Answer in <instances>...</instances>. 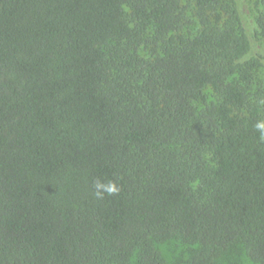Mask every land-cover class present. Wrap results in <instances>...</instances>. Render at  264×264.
I'll return each instance as SVG.
<instances>
[{
  "label": "trees",
  "instance_id": "1",
  "mask_svg": "<svg viewBox=\"0 0 264 264\" xmlns=\"http://www.w3.org/2000/svg\"><path fill=\"white\" fill-rule=\"evenodd\" d=\"M251 49L237 0H0V264H264Z\"/></svg>",
  "mask_w": 264,
  "mask_h": 264
},
{
  "label": "rangeland",
  "instance_id": "2",
  "mask_svg": "<svg viewBox=\"0 0 264 264\" xmlns=\"http://www.w3.org/2000/svg\"><path fill=\"white\" fill-rule=\"evenodd\" d=\"M254 0H237V7L239 9V13L241 16V21L243 25L245 26L249 37L251 39V45L252 53H259L264 55V40L262 39H257L254 37V14H255V9L253 7ZM196 23L194 21L192 24L188 25L186 30L192 31L196 28ZM161 251L163 255L169 260L173 259L175 256H178L179 254L182 253L183 249L178 247L175 242H171L168 244H165L161 246ZM237 264H253L249 259H247L245 256H241L239 259V262Z\"/></svg>",
  "mask_w": 264,
  "mask_h": 264
},
{
  "label": "clouds",
  "instance_id": "3",
  "mask_svg": "<svg viewBox=\"0 0 264 264\" xmlns=\"http://www.w3.org/2000/svg\"><path fill=\"white\" fill-rule=\"evenodd\" d=\"M256 127H257L258 129L261 130V134H262V136H264V122H260V123H258V124L256 125ZM99 187H104V186H103V185H99ZM106 191H107L108 193H113V192L116 191V189H115L114 186L109 185V186L106 187Z\"/></svg>",
  "mask_w": 264,
  "mask_h": 264
}]
</instances>
